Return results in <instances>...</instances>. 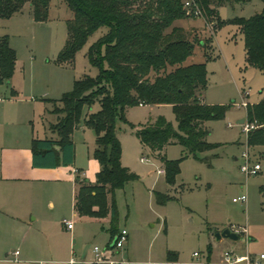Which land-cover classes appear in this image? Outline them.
Listing matches in <instances>:
<instances>
[{"label": "rangeland", "instance_id": "374dc122", "mask_svg": "<svg viewBox=\"0 0 264 264\" xmlns=\"http://www.w3.org/2000/svg\"><path fill=\"white\" fill-rule=\"evenodd\" d=\"M263 11L264 0H246L221 6L218 11L221 23L214 24L203 15L175 23L185 26L192 39L211 40L208 59L203 46L197 44L186 63L206 62L208 84L201 97L208 104L226 105L228 109L223 118L208 121V141L217 147L196 157L186 156L179 143L167 146L166 158L181 160L180 173L173 184L167 180L164 164L144 147L137 135L139 128L160 116L177 126L173 106L136 105L130 109L131 124L122 123L118 136L123 148L122 162L138 178L116 191V225L120 231L126 229L129 233L121 253L114 250L110 254L116 263L126 260L125 264H171V257L175 259L173 264H222L227 250L252 256L264 254V208L260 193L264 184V147H249L247 132L238 123L247 116L252 104L264 99V73L249 65L245 35L235 22L237 18L249 19ZM49 15V20L38 21L27 4L11 18L0 19V35L9 37L17 54L11 82L0 83V97L4 102L18 99L12 106L23 111V123L0 124V154L2 145H12L19 138L31 148L34 138L53 137L51 124L56 123L53 110L61 105L57 100L74 88L76 80L99 72L87 52L107 28H100L89 38L73 63L60 64L58 56L68 38L66 20L71 11L64 0H51ZM244 101L249 103L247 108L241 105ZM99 108L97 102L91 111ZM88 110L85 108V112ZM73 141L74 163L70 166L58 163L47 180L36 184L41 200L39 219L33 220V214L19 227H7L0 222V264H18L6 261L18 250L22 259H38L41 257L37 254L38 246L49 243L83 249L85 254L94 246L109 252L111 223L106 222L102 230L101 224L78 219L71 202L74 167L83 168L86 178L91 180L96 179L101 168L95 156L97 132L82 121L74 131ZM244 151L249 152L251 165L257 162L262 165L257 174L243 172ZM242 195H247V203L234 201ZM49 200H53L54 206H49ZM63 218L75 221L73 232L62 229ZM226 228L240 233L247 241L218 240L217 234ZM126 250L129 253L125 256Z\"/></svg>", "mask_w": 264, "mask_h": 264}, {"label": "trees", "instance_id": "16d2710c", "mask_svg": "<svg viewBox=\"0 0 264 264\" xmlns=\"http://www.w3.org/2000/svg\"><path fill=\"white\" fill-rule=\"evenodd\" d=\"M64 1L71 15L66 20L68 38L58 56L60 64L73 63L77 52L100 28L106 27L107 32L87 52L90 62L99 69L98 74L76 80L74 88L57 100L61 105L53 113L58 118L51 124L57 138L34 139V165H71L75 159L74 131L82 121L94 127L95 156L101 168L95 181L76 174L75 208L80 216H110L111 230L115 233L116 191L138 178L122 162L123 148L118 136L122 123L131 124L130 109L141 104L173 106L177 126L160 116L137 130L142 144L164 164L167 180L173 184L180 173L181 160H168L167 146L179 143L186 156L196 157L217 147L208 141L207 122L223 118L228 106L208 104L201 97L208 84L206 62L186 63L197 44L203 46L208 59L211 40L192 39L184 27L175 25L193 16L184 0ZM191 1L194 8L198 7L215 24L221 23L218 12L221 6L246 0ZM27 4L36 20H49L51 0H0V19L11 18ZM235 22L245 35L249 65L264 73V11L249 19L237 18ZM16 61V50L9 37L0 35V83L11 81ZM97 102L100 108L91 111ZM85 108L89 110L85 112ZM246 118L255 125L247 133V144L264 147V99L247 109ZM45 159L52 161L40 163ZM260 193L264 208V184ZM169 260L175 261L171 257Z\"/></svg>", "mask_w": 264, "mask_h": 264}, {"label": "crops", "instance_id": "0c3cea01", "mask_svg": "<svg viewBox=\"0 0 264 264\" xmlns=\"http://www.w3.org/2000/svg\"><path fill=\"white\" fill-rule=\"evenodd\" d=\"M16 101H18V99H12L4 102V99L0 97V124L5 123L7 125H15L14 122H17V124L23 123V111L17 108L16 106H12L14 103H16ZM204 101L206 102V100ZM57 118L58 117L56 115V121ZM240 120H242V118L238 120V123L240 122ZM7 121L8 123H6ZM53 134V137H51L50 139L57 138L56 134ZM10 144L9 146H1L2 149L0 154V222H2L7 227H19V225L27 223V218L33 214H35L33 220L39 219L41 200L39 198L40 195L36 193V184L38 185L39 182L47 180L46 178H49L48 174L52 172L55 166L34 165L33 147L29 148L26 145H23L20 141V138L17 139L14 144ZM56 148L59 149L58 146H56ZM40 161V163L48 164L51 163L52 159H45ZM76 169L82 170L85 173V176H87V173L85 170H83V168L74 167V174L72 179L73 188L71 191V202L73 204L74 215L78 219L87 220L91 223L101 224V228L102 230H104L105 223H111L110 216L105 218H93L88 216H80L76 211L75 203L78 191L75 172ZM48 204L51 207L54 206L53 200H49ZM65 220L68 219L63 218L61 222L62 229L68 230L69 232H73L75 230V221L71 220L73 221V228H68ZM109 232L110 241L108 243V248L110 250L109 252H106V255L108 258L113 260L110 254L114 250H117L116 253L120 254V250H123L125 246L123 248H116L111 245L115 237L119 234V229H117V231L113 233L110 228ZM82 250L83 249L79 250L73 247L67 249L61 245L49 243L42 246H38L37 254L41 256L38 259H22L20 258L21 253L16 254V252L13 251V253L8 256L6 261L15 262L18 264H125L127 262L126 260H124L122 261V263H116L115 261L96 263L94 248L91 252H88L87 254H85V251ZM128 253V250H126L124 255L126 256ZM72 260H75V262H72ZM171 264H173V262Z\"/></svg>", "mask_w": 264, "mask_h": 264}, {"label": "built area", "instance_id": "2783aa9c", "mask_svg": "<svg viewBox=\"0 0 264 264\" xmlns=\"http://www.w3.org/2000/svg\"><path fill=\"white\" fill-rule=\"evenodd\" d=\"M185 7L188 8L189 12L193 16H200L203 15L202 11L196 7H193V3L191 0L185 1ZM242 106H245L246 108L248 107L249 103L247 101H244ZM232 126V124H229ZM244 131L247 133L255 128V125L253 123H249L247 120L244 124ZM243 158H245L246 163L242 165V170L243 172L247 174H257L260 170H262V165L260 163H255L254 165L250 164V155L248 151L243 152ZM143 160L146 158L143 157ZM76 174L80 173L82 176H85V173L80 170L76 169L75 170ZM160 172L164 173V170H160ZM235 202H245L247 203L248 197L247 195H242L237 198H234ZM67 227L68 228H73V221L71 220H65ZM128 241V231L126 229H123L119 232V234L115 237V243L114 247L116 248H123ZM94 252H95V262L96 263H105V262H114L110 258L107 257L106 251H102V249L99 246L94 247ZM19 252L17 251L16 254ZM72 262H75V260H72ZM222 264H264V254H261L260 256H252L250 254H238L235 253L232 250H227L223 253V258H222Z\"/></svg>", "mask_w": 264, "mask_h": 264}, {"label": "water", "instance_id": "95a60500", "mask_svg": "<svg viewBox=\"0 0 264 264\" xmlns=\"http://www.w3.org/2000/svg\"><path fill=\"white\" fill-rule=\"evenodd\" d=\"M246 120H247V118H242V120H240L239 123L244 124L246 122ZM216 237L218 240H221L222 238H229L233 241H239V240L242 242L247 241L246 237H242L240 233L233 231L231 228L224 229L222 232L218 233ZM114 243H115V239H114L112 246H114Z\"/></svg>", "mask_w": 264, "mask_h": 264}]
</instances>
